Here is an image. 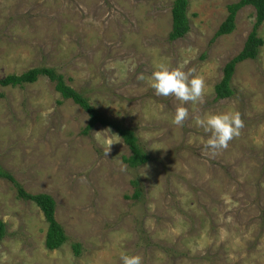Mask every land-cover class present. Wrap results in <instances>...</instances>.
<instances>
[{
    "label": "rangeland",
    "instance_id": "rangeland-1",
    "mask_svg": "<svg viewBox=\"0 0 264 264\" xmlns=\"http://www.w3.org/2000/svg\"><path fill=\"white\" fill-rule=\"evenodd\" d=\"M237 1L189 0L190 30L170 41L174 0H0V77L55 68L110 120L132 127L152 156L131 168L115 129L84 134L88 113L47 76L1 86L0 167L28 192L55 198L68 239L47 249L43 212L0 176V264H122V253L143 264H264V44L236 65L234 94L215 99L256 22L247 5L235 29L214 39ZM162 63L195 66L204 78L206 103L190 111L241 113L245 127L227 150L204 156L208 134L191 119L172 123L180 102L149 83ZM102 144H112L107 156Z\"/></svg>",
    "mask_w": 264,
    "mask_h": 264
},
{
    "label": "trees",
    "instance_id": "trees-1",
    "mask_svg": "<svg viewBox=\"0 0 264 264\" xmlns=\"http://www.w3.org/2000/svg\"><path fill=\"white\" fill-rule=\"evenodd\" d=\"M247 5H252L256 9V22L252 32L249 34L244 43L242 51L236 55L232 60L226 63L224 67V76L222 80L215 85L216 100L230 97L234 94V89L231 86L232 78L235 72L236 65L246 59H253L257 56L259 48L264 44V39L258 37V29L264 23V0H239L228 5L229 14L222 22L215 38L231 33L236 27L237 13L240 9ZM189 0H174L172 6V29L168 34L170 41H175L184 37L190 30V19L187 11ZM40 76H47L55 83V88L64 99H72L89 115V121L83 129L84 134H89L97 125H105L115 129L123 138V141L129 146L131 154L124 156V161L131 168H139L151 160L152 156L148 150L141 143L135 130L132 127H127L120 124L118 121L110 120L104 115L90 100L85 97L74 87L68 85L65 81L64 75L59 73L53 67H33L21 74L13 73L4 77H0L1 86H22L26 83H33L39 79ZM0 176L13 182L14 187L18 192V196L24 200H31L35 202L48 223L46 233L45 246L49 250L58 249L68 239L63 225L56 218V200L55 198L45 192L31 193L22 187L21 183L16 180L13 174L0 167ZM138 195V191L136 192ZM6 235V224L0 219V241ZM76 254L81 253L80 243L73 245Z\"/></svg>",
    "mask_w": 264,
    "mask_h": 264
},
{
    "label": "clouds",
    "instance_id": "clouds-1",
    "mask_svg": "<svg viewBox=\"0 0 264 264\" xmlns=\"http://www.w3.org/2000/svg\"><path fill=\"white\" fill-rule=\"evenodd\" d=\"M258 37L264 39V30L258 33ZM260 57L264 59V48L260 49ZM137 79L145 80L144 74L138 75ZM149 83L156 96L173 97L180 102L175 108L172 120L174 125L183 127L191 119L196 128L208 134L202 147V155L215 157L219 152L227 150L230 142L241 135L245 122L239 111L201 114L198 107H193L190 111L187 105L206 103V82L195 66L187 68L185 64H180L170 68L162 63L152 72ZM111 145H101L106 156L111 151ZM120 259L122 264H143V258L139 254L122 253Z\"/></svg>",
    "mask_w": 264,
    "mask_h": 264
}]
</instances>
